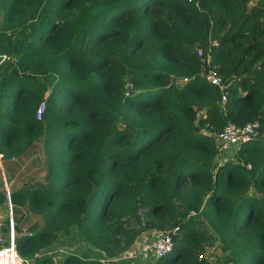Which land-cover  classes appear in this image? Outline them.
<instances>
[{"label":"trees","instance_id":"obj_1","mask_svg":"<svg viewBox=\"0 0 264 264\" xmlns=\"http://www.w3.org/2000/svg\"><path fill=\"white\" fill-rule=\"evenodd\" d=\"M75 4L77 14H68ZM0 14V52L18 59L0 64L1 161L41 143L49 182L11 193L22 257L52 250L62 235L85 242L64 264H101L90 246L110 245L122 233L121 219L137 215V198L152 215L168 212L190 182V197H177L185 212L172 228L216 213L226 261L264 264V0H0ZM85 40L100 48L83 53L78 45ZM195 44L212 56L223 91L198 76ZM75 63L86 77L69 75ZM172 72L195 78L180 92L161 88ZM90 100L93 107L80 103ZM124 116L132 130H118ZM255 121L259 138L219 166L218 149L204 131L216 136L229 124ZM3 184L2 177L5 208ZM238 187L254 193L237 197L230 190ZM31 212L43 225L24 234ZM181 241L175 236L164 258L125 264H209Z\"/></svg>","mask_w":264,"mask_h":264},{"label":"rangeland","instance_id":"obj_2","mask_svg":"<svg viewBox=\"0 0 264 264\" xmlns=\"http://www.w3.org/2000/svg\"><path fill=\"white\" fill-rule=\"evenodd\" d=\"M69 9H71V12H69L68 10V14L75 15L77 14L76 12L79 9V4H75ZM133 27H134V23H130L126 26V29H132ZM78 47H80L82 52L86 54L92 52L93 50L96 51L98 50V48H100V46H97L88 40L81 41ZM192 49L194 54L196 53L195 55H197V57H198V53H197L198 49H202L205 52V48L200 47L197 44H195ZM59 56L60 54H57L56 58H58ZM75 67L76 69L70 71L69 75L76 77L77 76L86 77L88 73H86L84 70L79 68V65L77 63H75ZM143 67L144 65L140 66L141 69ZM129 68L130 67H127L126 73L124 75L125 77H127V79L123 80L124 90L126 92H129L132 89L129 83L130 78L127 75V71ZM184 78H190L192 80L195 77L191 78L184 76L179 72H172L169 75V79L159 82V85H161V88L163 89L176 90L180 92L185 87V85L188 84V83H182L177 85L178 83H181ZM50 92L51 90H49L46 97L49 96ZM108 92H110V90H108ZM62 103H66V100H63ZM80 103L81 105H89V106L91 105V107H93L94 100H90L84 103L80 102ZM127 103L131 104L128 101ZM108 107L109 110H111V113L115 114L117 112L116 100L112 92H111V106ZM174 108H176L175 104H174ZM63 114L65 116L66 115L73 116L75 115V112L64 111ZM126 125H129L128 116H124V119L119 120L118 130L124 131L125 129H131ZM204 134H206L208 137L213 138L214 140L213 145L216 146L215 148L217 150L216 136L212 134H208V132L206 131H204ZM35 146H37V148L30 150L29 153L26 154L25 156L20 155L11 158L17 164L20 163L21 166H24V170L17 169L16 174L14 175H12V163H13L12 160L8 158L4 161V166L6 167L8 173L6 177L11 189V193L15 192L14 188L19 189L18 191L20 190L28 191L29 189H33L34 186L32 187V184L35 185L43 184L45 185V187L48 186L49 182L47 180L48 173L46 171V166H47L46 155L42 149L41 143H36ZM211 175L213 176L215 175V169L211 170ZM0 182H2L1 175H0ZM19 182H22L24 184L23 188H17V185L21 184ZM184 187H187L186 188L187 190L181 191L180 194H178L176 197L173 198L172 210L168 212L165 210L160 214L152 215L150 208L147 207V204H145V202L140 197L137 198V202H136V207L138 208L137 215L127 216L121 219L120 222L123 227L122 233L117 237L113 236L112 238L111 236L110 245L99 243V245L90 246V248L94 250L97 255H99L101 264L102 263L112 264L113 262L116 264H125V262H130L131 260H124L122 258H124L127 255V253L131 251V248L136 244V242L140 239V237H143L145 235L150 237L156 232L172 229V227L174 226V222L180 218V214L185 212L184 210L178 209V206H180L181 203L179 202L177 197L180 195L181 197L189 198L190 197L189 191L193 189V185L190 184V182H187ZM244 188L245 187H238L230 191L237 197H239L243 193L245 195H253L254 193L253 189H250L249 191H244ZM27 201L30 202V199H27L26 202ZM39 206H42V204L40 203ZM0 210L3 211L4 215H6L5 208L0 207ZM44 212H47V210L45 209ZM189 215H187L185 221H188ZM216 217H217L216 213H209L208 215L204 214L200 216L198 219H195L190 225H188L190 226L189 228L180 230V232L176 236H178V238L182 240L181 243H184L185 246L192 252L194 256L197 257V259L200 262L206 261L209 264H234L233 262L228 263L226 261V256L228 255V253L224 252L223 250L224 244L220 237L219 228H215L213 226V221L216 220ZM35 223H40V225L42 226L43 218L40 215L37 216L35 213L31 212L29 215V220L25 226L26 229H24L25 232L24 234H26L27 233L26 230L29 227H32V225H34ZM59 230L62 229H57L56 232ZM7 232L8 231L5 228L6 237H8ZM56 232H54V234ZM192 233H196L197 235L191 237L190 234ZM186 235L187 238L186 240H184V237ZM218 237L220 240L218 239ZM52 243L54 246L52 250L41 249L32 258H24L21 255L20 256L24 259H30L33 261L35 260L34 264H42L39 261H44L46 258L52 259V261L49 264H64L67 255L70 256L71 254L77 252V250L80 249L79 246H84L82 243L85 242L80 241L79 243L77 242L72 243L71 240L67 241L64 238V236L61 235L59 236V239L56 242H52ZM51 251L52 253H49ZM47 253H49L50 255L48 256ZM37 255H42V257L37 258Z\"/></svg>","mask_w":264,"mask_h":264},{"label":"built area","instance_id":"obj_3","mask_svg":"<svg viewBox=\"0 0 264 264\" xmlns=\"http://www.w3.org/2000/svg\"><path fill=\"white\" fill-rule=\"evenodd\" d=\"M199 1V0H189ZM213 43V46H217ZM201 47V46H200ZM198 57L202 63V70L199 77L206 80L210 85L219 87L220 91L225 89L224 79L220 75L218 68L212 64V56L206 54L202 49L197 50ZM17 64L18 59L12 56L3 55L0 52V64ZM190 78H184L181 83H190ZM226 102V96H222V103ZM45 112V103L38 108V117L42 119ZM260 123L255 121L245 126L235 124L227 125L222 132L216 135V145L218 149L217 162L219 166L223 162L232 160L237 155L241 146L257 140L260 136ZM2 156H0L1 161ZM1 167V166H0ZM251 169V165H248ZM3 177V191L6 194V215L0 210V264H34L35 260L24 259L20 256L17 248V235L14 224L13 205L11 199V189L8 184L6 173L1 172ZM6 221L8 225V237H6ZM180 232L179 227L154 233L152 236H143L131 248V251L122 258L124 260L147 261L150 259L158 260L169 255L174 249V237ZM50 255V254H49ZM42 255H37L41 258ZM121 260V259H119ZM101 262V261H100Z\"/></svg>","mask_w":264,"mask_h":264},{"label":"crops","instance_id":"obj_4","mask_svg":"<svg viewBox=\"0 0 264 264\" xmlns=\"http://www.w3.org/2000/svg\"><path fill=\"white\" fill-rule=\"evenodd\" d=\"M1 19H2V16H1V14H0V21H1ZM13 163H12V175H14V174H16V170L17 169H21V170H24V166H21L20 165V163L19 164H17L15 161H12ZM0 166H1V172H2V170H3V172H5L6 173V176H7V170H6V167L4 166V162H2V161H0ZM19 183H21V184H18L17 185V188H23V186H24V184L22 183V182H19ZM19 189H15L14 188V191L16 192V191H18Z\"/></svg>","mask_w":264,"mask_h":264}]
</instances>
